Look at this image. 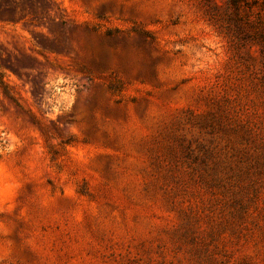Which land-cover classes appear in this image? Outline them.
Returning a JSON list of instances; mask_svg holds the SVG:
<instances>
[{
  "label": "rangeland",
  "instance_id": "rangeland-1",
  "mask_svg": "<svg viewBox=\"0 0 264 264\" xmlns=\"http://www.w3.org/2000/svg\"><path fill=\"white\" fill-rule=\"evenodd\" d=\"M0 264H264V0H0Z\"/></svg>",
  "mask_w": 264,
  "mask_h": 264
}]
</instances>
